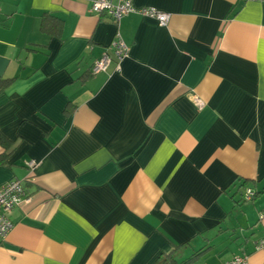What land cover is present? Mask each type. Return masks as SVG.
<instances>
[{
	"label": "crops",
	"instance_id": "crops-1",
	"mask_svg": "<svg viewBox=\"0 0 264 264\" xmlns=\"http://www.w3.org/2000/svg\"><path fill=\"white\" fill-rule=\"evenodd\" d=\"M93 1L0 0V187L30 197L0 264H264V2L132 0L162 26ZM119 37L121 68L92 75Z\"/></svg>",
	"mask_w": 264,
	"mask_h": 264
},
{
	"label": "built area",
	"instance_id": "built-area-1",
	"mask_svg": "<svg viewBox=\"0 0 264 264\" xmlns=\"http://www.w3.org/2000/svg\"><path fill=\"white\" fill-rule=\"evenodd\" d=\"M248 1L264 2V0ZM89 12L94 15L107 14L116 24H119L123 18L130 14H139L144 17L155 19L162 26L168 24L171 17L169 14L160 12L154 8H137L132 3V0H117V2H113L112 0H94L90 6ZM129 54L130 47L119 37L110 47V53L107 51L93 64L91 74L95 76L100 73H106L113 62L116 63V68L119 70L122 62ZM196 103L201 106L199 100H196ZM35 164V162H31L29 166L32 168ZM255 196L256 193L253 189H246L244 194L245 200H252ZM28 202H30V197L24 181L17 179L0 187V239L2 241L8 237L14 228V223L10 218L12 211ZM263 248L264 244L261 243L258 249ZM228 264H248V260L247 257L238 256Z\"/></svg>",
	"mask_w": 264,
	"mask_h": 264
},
{
	"label": "trees",
	"instance_id": "trees-1",
	"mask_svg": "<svg viewBox=\"0 0 264 264\" xmlns=\"http://www.w3.org/2000/svg\"><path fill=\"white\" fill-rule=\"evenodd\" d=\"M62 27L63 22L60 19L55 18L53 16H44L42 23L43 32L59 37L61 36ZM11 82L12 80H4L1 81L0 84L2 85V88H6L8 85H10ZM0 146H2V148L5 150L4 154L0 156V164H4L6 160L14 153L16 146L12 141H10L6 136H4V134H2L1 129ZM204 252L205 249L199 250L192 257L180 263L174 260L173 253L169 255H162L153 264H192L194 263L195 259L200 257Z\"/></svg>",
	"mask_w": 264,
	"mask_h": 264
}]
</instances>
